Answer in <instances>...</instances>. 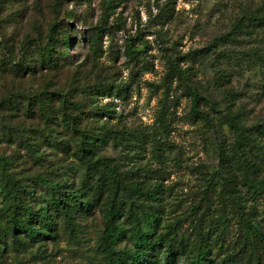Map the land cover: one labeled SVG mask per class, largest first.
<instances>
[{"label":"rangeland","instance_id":"1","mask_svg":"<svg viewBox=\"0 0 264 264\" xmlns=\"http://www.w3.org/2000/svg\"><path fill=\"white\" fill-rule=\"evenodd\" d=\"M261 15L264 0H0V43L9 48L0 45V158L8 159L10 172L28 184L35 176H54L74 189L86 188L76 132L59 116L53 130L70 144L47 145L37 132L46 127L39 104L34 102V112L28 113L23 97L34 100L46 90L55 92L43 98L54 112L60 107L57 93H67L81 105L74 109L79 127L115 130L101 149L109 164L117 171L130 170L145 189L154 190L151 198L121 194L125 215L156 212V235L177 233L185 254L180 262L187 264L186 257L196 253L202 196L208 191L211 214L202 233L210 235L213 264L229 257L236 264L253 263L230 199L239 201L264 232V190L254 191L243 179L244 157L255 164L250 176L264 177V133L249 132L254 144L235 151L237 130L226 112H233L243 126L264 123V25L256 19ZM52 24H58L56 38L69 35L66 48L58 42L65 53L57 66L39 67L32 74L15 71L5 58L19 60L23 40L44 41ZM129 39L142 49L135 61L124 54ZM29 55L39 56L36 48ZM170 60L188 69V83L206 97L202 116L192 115L186 81L174 73L167 76ZM9 96L19 104L12 105ZM17 128L38 145L36 152L14 139ZM224 151L230 156L226 163L220 157ZM97 193L86 188L82 197L91 201ZM46 198L37 185L30 200L37 208ZM106 202L104 194L92 213L73 205L72 232L58 215L50 234L35 240L21 235L20 243L12 242L0 212V264H107L100 246ZM200 202V210L193 212ZM125 215L122 222L129 227ZM179 220L182 225L173 232ZM131 247L125 234L117 248Z\"/></svg>","mask_w":264,"mask_h":264},{"label":"trees","instance_id":"2","mask_svg":"<svg viewBox=\"0 0 264 264\" xmlns=\"http://www.w3.org/2000/svg\"><path fill=\"white\" fill-rule=\"evenodd\" d=\"M259 23L264 25V16L256 17ZM58 24H52L50 32L44 41L26 38L23 40L22 51L19 60L16 58H5L10 65L15 67L18 73L32 74L39 67L52 68L56 67L60 54L65 51L58 50V42L62 47L69 45V35L65 37H55ZM101 35L102 29H98ZM0 45L6 51H9L7 44L1 42ZM124 54L128 60L135 61L142 53L141 48H137L132 39L126 40ZM37 50L39 56L33 59L29 54L32 49ZM1 49V47H0ZM188 70V69H187ZM181 68L178 62L170 60L169 76L174 73L178 79L186 81V88L191 96V112L195 117L203 115L200 109L202 101L206 97L193 83H188V72ZM55 92L48 91L37 99L29 96H23L27 99V111L33 113V103L39 104V114L44 120L45 128L38 129V136L47 145L69 146L70 142L58 139L53 130V126L58 123V117L65 123L67 128L73 129L77 136L74 143L77 155L82 165L81 184L86 188L96 189L98 193L90 200H84L82 195L86 191L82 185L74 189L71 184L54 176L42 177L35 176L31 180L33 184L24 182L10 172V161L4 157L0 158V212L4 217L5 228L8 231L13 243L22 241L21 235L30 240L38 237L47 236L52 230L53 217L63 215L69 230L71 226L72 213L70 208L75 205L82 208L87 213H92L93 205L98 204L104 194H107V202L102 208L104 219L103 231L100 237V246L106 254L107 264H181L180 258L183 257L184 248L177 242V233L169 236L166 232L156 235V228L160 222V217L156 212L137 213L130 212L125 215V208L120 196L123 193L151 198L155 195L153 189H145L137 179L133 178L130 170L117 171L115 167L109 164L108 159L104 156L101 149L115 137V130L110 127L84 126L79 127L77 114L74 109H80L81 105L69 99L68 95L57 93L60 97V107L54 112L49 109V105L43 102V98ZM7 99L12 105H18L19 99L9 96ZM57 111V112H56ZM229 124L237 130L234 144V150L239 152L242 146L251 143L248 133H264V123L260 126L247 127L240 124L231 111L226 112ZM11 130V128L9 127ZM14 130V129H13ZM14 139L23 145L27 150L36 152L38 145L29 142V135L23 129H15ZM221 160L226 163L230 160L227 152L220 153ZM246 172L243 176L245 184L254 191L264 190V177L254 178L250 176V171L255 165L249 158L244 157ZM227 165V164H225ZM227 167V166H226ZM95 182V185H94ZM37 185H41L47 195L44 204L37 208L32 204L30 198L34 193ZM227 199V197H224ZM204 202V212L198 218L199 242L196 253L186 257L187 264H213L210 257L211 246L208 242L210 235L202 233L206 218L211 213L208 191H204L202 196ZM231 200V205L237 209L238 217L241 224L242 241L246 251L255 257L253 263L264 264V232L261 228L245 215L243 206L239 201ZM203 202L192 208L193 212L200 210ZM131 225L124 226L122 217ZM221 214L220 216H222ZM225 219V218H223ZM182 222L179 220L172 225V231H177ZM171 228V227H170ZM174 232V231H173ZM208 233V232H207ZM128 235L131 240V248H117V244L122 236ZM3 249L0 246V257ZM234 258H224L220 264H236ZM249 264V263H248Z\"/></svg>","mask_w":264,"mask_h":264}]
</instances>
